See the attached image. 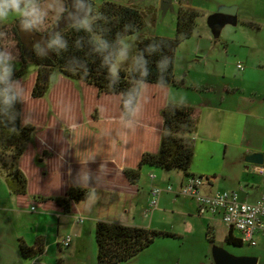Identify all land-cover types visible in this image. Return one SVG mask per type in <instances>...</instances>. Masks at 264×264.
I'll return each mask as SVG.
<instances>
[{
  "label": "crops",
  "instance_id": "crops-1",
  "mask_svg": "<svg viewBox=\"0 0 264 264\" xmlns=\"http://www.w3.org/2000/svg\"><path fill=\"white\" fill-rule=\"evenodd\" d=\"M172 3L176 11L181 6L191 7L209 20L216 29L217 42L223 43L229 59L213 78L201 72L191 77L185 74L180 80L175 75L179 85L168 87L167 100L191 107L196 119L194 129L186 134L194 149L188 172L208 178L205 193L234 190L241 201L255 202L264 194V175L257 173L255 164L247 162L246 157L252 153L264 155V0H172ZM150 6L156 14L161 11L159 3ZM228 8L236 10L235 25L222 13ZM228 25L235 28H226ZM239 63L244 69L238 68ZM64 128L72 133L71 128L65 125ZM41 143L38 153L34 141L31 142L27 197L13 195L0 174V264H77L91 250L98 221L131 225L122 219L128 218L129 222L142 181L132 184L122 168L107 162L92 170L95 181H75L72 175L79 164L74 163L71 149L62 158L69 176L62 192L61 173L47 167L57 150L45 140ZM21 166L25 168L23 161ZM145 167L150 166L142 167L140 179ZM149 169L150 178L156 179L152 176L161 169ZM52 175L59 177L56 190L48 188ZM183 182L182 177L179 188ZM73 186L89 188L92 193L88 199L74 203L69 213L62 212L53 201H36L37 195L63 196ZM154 188L150 187L148 192L149 206ZM166 188L163 192H172ZM179 188L177 195H180ZM124 194L131 195L132 200L126 201ZM74 218L75 223L84 222V225L78 230H69V221ZM39 237L45 239V251L34 258L24 257L20 241L33 246ZM69 237V245H65Z\"/></svg>",
  "mask_w": 264,
  "mask_h": 264
},
{
  "label": "trees",
  "instance_id": "trees-1",
  "mask_svg": "<svg viewBox=\"0 0 264 264\" xmlns=\"http://www.w3.org/2000/svg\"><path fill=\"white\" fill-rule=\"evenodd\" d=\"M95 10L102 14V19L96 22L95 32L91 35L66 27L61 29L69 44L67 51L61 50L57 53L50 49L47 56H38L34 50L36 44L32 43L30 60L37 69L32 76L31 98L44 100L52 91L56 70L70 80L96 88L97 98L116 96L119 113H105L100 104L95 103L87 114L86 122L82 123L73 118L62 120L63 125L72 129L74 163H113L122 168L132 184L140 180L143 166L182 170L189 176L194 149L186 134L196 125L194 111L191 107L169 102L167 97L168 87L179 85L175 79L177 48L192 37L201 13L191 7H179L176 35L174 38H167L141 34L147 25L146 16L150 15L153 19L156 17L153 6L143 10L136 5L105 1ZM54 26L55 24L52 28ZM130 35H136L134 58L128 68L119 69V77L111 84L106 79V70L99 67L100 57L90 52L89 40H106L110 45L111 58L116 62L119 47L117 40L120 39L121 43L124 37ZM78 45H82V49ZM149 45L153 48L149 49ZM72 56L84 61L89 69L87 74L83 72V68L79 72L66 69V62ZM29 62V58L21 50L19 67L13 72V79L21 81L27 76ZM145 84L153 87V91L148 103L143 104L141 95ZM67 92L71 100L76 97L72 88ZM15 107L18 112L24 109L22 115H29L27 103H17ZM51 112L48 124L60 125L55 118L56 109ZM44 115L47 117V112ZM29 117L30 122L23 125L22 117L18 116L15 131L12 130V124L0 121V174L5 178L10 192L18 197H27L29 194V171L21 163H25L33 136L39 127V123L30 115ZM91 193L89 188L73 186L63 196L37 195L36 201H53L62 212L69 213L74 203L88 199ZM175 235L150 227L100 220L96 223L95 230L97 264H120L129 261L157 238ZM225 239L230 244H243L234 235L233 228H230ZM45 247L43 237H39L33 246L20 241L21 254L26 258L42 254Z\"/></svg>",
  "mask_w": 264,
  "mask_h": 264
},
{
  "label": "rangeland",
  "instance_id": "rangeland-1",
  "mask_svg": "<svg viewBox=\"0 0 264 264\" xmlns=\"http://www.w3.org/2000/svg\"><path fill=\"white\" fill-rule=\"evenodd\" d=\"M105 1L122 5H136L144 10L154 3H159L160 7L162 0H92L95 9H98ZM49 2L50 0H40L41 5H46ZM67 3L68 0H65V4ZM58 21L54 14L50 13L45 24L40 29H33V31L45 33ZM146 22V27L141 31L142 35L174 38L176 35L177 11L169 9L163 13L161 10L156 14L154 19L150 15H147ZM226 28L234 29L235 27L228 25ZM200 34L202 35L200 36ZM216 35V29L210 24V21L203 19L200 15L194 35L182 42L177 48L175 62V75L177 79L180 80L185 74L191 77L193 74H200V72L209 78H213V74L222 70L224 63L229 61V59L223 48V43L217 42ZM135 39L136 35L126 36L122 39L121 43L125 44L128 48V56L126 59L117 58L115 66L118 70L128 68L132 62L136 47ZM34 41V37H29V31H23L19 27L16 17L12 16L7 22L0 23V49H8L12 52L14 71L19 67L21 50L29 58V72L20 82L25 89L29 115L39 123V127L32 140L38 153L41 151V142L43 140L47 141L51 148H56V155L50 159L47 167L59 170L62 177L61 189L64 192V187L68 183L69 176L66 174L67 165L62 158L71 149L73 156V146L70 136L72 133L69 134L70 131L64 128L62 120L73 118V120H79L82 123L86 122L87 114L95 103L100 104L105 113H119V102L116 96L97 98L95 93L96 88L88 86L85 83L70 80L61 75L58 70L53 75L52 91L45 96L44 100H33L31 98V81L37 68L31 63L30 48ZM212 46L215 47L213 48ZM233 63L235 62L233 61ZM71 88L74 90L76 96L73 100L67 96L69 93L67 91ZM173 90H175V87H173ZM152 91L153 87L148 84L143 85L141 95L143 104L145 102L148 103V100L151 99ZM153 103L151 102V104ZM55 109L57 112L55 118L60 125H49L48 119L52 114L51 111H55ZM46 112L47 117L44 115ZM29 158L30 155L28 154L25 159L27 171H29ZM101 164L103 163L79 164L78 168L74 169L72 178L82 183L85 181H95L91 174L92 170L97 168L96 165ZM149 168L145 167L143 171L144 175L140 179L143 186L139 187L140 195L133 201L135 206L129 222L128 218L123 217L122 220L127 221L126 223L131 225L146 226L168 231L176 235L157 238L153 244L131 260L120 264H215L213 248L216 246L223 248L234 256L257 257L258 264H264V236H258L259 244L256 246L249 243H243L242 245L228 243L225 238L230 228L219 216L213 217L208 214H200L195 200L188 195L176 194L180 179L182 177L184 181L187 179V175L184 172H178L176 169H161V171H158V174L157 171L155 172L156 179L152 180L150 178L152 172ZM47 183L49 189L56 190L59 185L58 175L50 176ZM168 185H173L174 190L172 192H163L160 195L158 206L151 209L149 206L150 194L148 193L150 187L165 188ZM123 198L126 201L132 200L129 194H124ZM83 225L84 222L75 223L74 218L69 221L68 229L78 230ZM234 235L237 238H242L241 231L237 229L234 230ZM97 251L95 231L93 230L91 250L88 251V256L86 254V257L77 264H97ZM54 262L56 263V261Z\"/></svg>",
  "mask_w": 264,
  "mask_h": 264
},
{
  "label": "clouds",
  "instance_id": "clouds-1",
  "mask_svg": "<svg viewBox=\"0 0 264 264\" xmlns=\"http://www.w3.org/2000/svg\"><path fill=\"white\" fill-rule=\"evenodd\" d=\"M54 14L57 20L68 19L71 22L66 24V28L75 32H84L91 35L95 32V24L102 19V14L94 9L92 0H69L65 4V0H50L46 5H41L40 0H0V23H5L10 17L14 16L19 22V27L23 31H32L40 29L49 17ZM67 14V15H66ZM78 17V19H72ZM45 43L47 48L53 49L59 53L61 50L67 51L69 44L64 39L62 31H56L55 35L46 42H38L34 46V50L38 56H47L48 52L44 51ZM117 50V57L126 59L128 56V48L125 44L120 43ZM90 52L100 57V69L106 70V79L114 84L119 77V70L115 66V61L111 58L109 51L110 45L104 40H89ZM82 49V45H78ZM149 49L153 46L149 45ZM13 54L8 49H0V121H4L13 125L15 131V121L18 116L22 117L23 125L30 122L29 115H22V112L16 110V104H26L25 89L19 80L13 79ZM146 67V65H145ZM83 68V72L87 74L88 66L78 57L72 56L66 62V69L70 72H79Z\"/></svg>",
  "mask_w": 264,
  "mask_h": 264
},
{
  "label": "built area",
  "instance_id": "built-area-1",
  "mask_svg": "<svg viewBox=\"0 0 264 264\" xmlns=\"http://www.w3.org/2000/svg\"><path fill=\"white\" fill-rule=\"evenodd\" d=\"M238 68L244 69V65L239 63ZM254 169L264 175V163L255 164ZM208 184L209 180L204 176L189 175L182 183L179 192L196 201L200 214L219 215L229 228L241 231L243 243L258 245V236H264V194L255 202L241 201L238 192L234 190L205 193L204 188ZM166 190L173 191V185H168ZM163 191L164 189L160 187L151 191V208L158 206ZM70 240V237L67 238L65 245H69Z\"/></svg>",
  "mask_w": 264,
  "mask_h": 264
},
{
  "label": "water",
  "instance_id": "water-1",
  "mask_svg": "<svg viewBox=\"0 0 264 264\" xmlns=\"http://www.w3.org/2000/svg\"><path fill=\"white\" fill-rule=\"evenodd\" d=\"M69 3V0H68ZM160 8L165 13L169 9H174L172 0H162L160 3ZM222 13L228 17L231 24H237V16L235 8H228L222 11ZM67 15V14H66ZM72 19H78V17H73ZM71 21L68 19H60L55 26L48 33H38L36 31H29V37H34V43L38 42H46L51 39L56 31H59L66 27V24ZM44 51L50 54V49L47 48L45 43ZM246 161L251 164H263L264 163V155L262 153H252L246 157ZM213 259L215 264H258V258L254 256H234L228 253L221 247L213 248Z\"/></svg>",
  "mask_w": 264,
  "mask_h": 264
}]
</instances>
